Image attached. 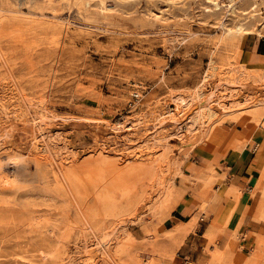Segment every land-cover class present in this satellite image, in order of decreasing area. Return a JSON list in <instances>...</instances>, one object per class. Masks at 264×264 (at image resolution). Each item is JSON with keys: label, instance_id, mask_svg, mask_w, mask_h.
<instances>
[{"label": "rangeland", "instance_id": "1", "mask_svg": "<svg viewBox=\"0 0 264 264\" xmlns=\"http://www.w3.org/2000/svg\"><path fill=\"white\" fill-rule=\"evenodd\" d=\"M260 24L264 0H0V264H264Z\"/></svg>", "mask_w": 264, "mask_h": 264}, {"label": "bare ground", "instance_id": "2", "mask_svg": "<svg viewBox=\"0 0 264 264\" xmlns=\"http://www.w3.org/2000/svg\"><path fill=\"white\" fill-rule=\"evenodd\" d=\"M133 1V0H132ZM124 2V1H123ZM129 2V1H128ZM256 4V3H255ZM241 9V8H240ZM244 11V10H243ZM253 17V16H252ZM251 17V18H252ZM255 19V18H254ZM260 20V19H259ZM244 22V21H243ZM249 23V22H248ZM247 23V24H248ZM254 23V22H253ZM259 23V22H258ZM246 24V26H248ZM253 24L250 25V28ZM245 25L243 24H238V25H235L234 27H232L231 29H227L226 30V35L227 36H230V35H243V34H247L248 33V28L246 27ZM224 27V26H223ZM249 27V26H248ZM254 27V26H253ZM264 25L260 24L259 25V29L260 28H263ZM247 93V92H246ZM199 96V95H198ZM181 102H183V100H180ZM213 107V106H212ZM262 107L263 105H255L253 107H250L249 109V112L247 113V115L250 117L251 120H256L257 118H259L262 114ZM215 116V113L213 112V110H211L210 108L207 110L206 112V117L207 119H211V118H214ZM200 118V113L197 112L195 114V116H193V118L191 119V121L188 123V127H187V132L188 134L192 133L194 131V129H192V127L194 125L197 124L198 120ZM122 126L121 123H117V127L120 128ZM116 127V126H115ZM97 211V210H96ZM103 219V218H102ZM176 227V226H175ZM178 227V225H177ZM178 231V230H177ZM124 246V245H123Z\"/></svg>", "mask_w": 264, "mask_h": 264}, {"label": "crops", "instance_id": "3", "mask_svg": "<svg viewBox=\"0 0 264 264\" xmlns=\"http://www.w3.org/2000/svg\"><path fill=\"white\" fill-rule=\"evenodd\" d=\"M263 46V45H262ZM259 50V46L258 44L254 46V49L253 51H255L256 53L258 52ZM258 56L260 57H263L264 58V52H258ZM255 171V169H254ZM254 171L252 173H254ZM249 172H251V168H250V164H246V166L242 169V172L241 173H237L236 176L234 177L235 178V183L233 184V186H235L236 188L238 189H242V191L244 192L243 193V200L245 202L244 205H242V209L244 211V208L248 207V202L250 200V197L248 196V192H247V189H249V186H248V180L251 179L248 174ZM253 176V175H252ZM186 209L190 210V207L188 206H183L181 208H178V206L175 207V209L173 210V213L176 212L178 214V216H184L186 214ZM237 217V215H236ZM246 219V216H245V211H244V221ZM238 221V219H237ZM179 223H182V222H179ZM176 223H174L175 225Z\"/></svg>", "mask_w": 264, "mask_h": 264}]
</instances>
